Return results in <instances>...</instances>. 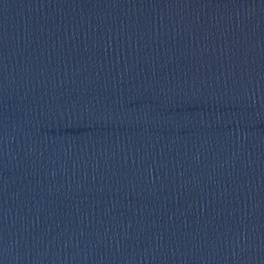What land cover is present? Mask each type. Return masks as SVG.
<instances>
[{
	"label": "water",
	"instance_id": "1",
	"mask_svg": "<svg viewBox=\"0 0 264 264\" xmlns=\"http://www.w3.org/2000/svg\"><path fill=\"white\" fill-rule=\"evenodd\" d=\"M0 264H264V0H0Z\"/></svg>",
	"mask_w": 264,
	"mask_h": 264
}]
</instances>
